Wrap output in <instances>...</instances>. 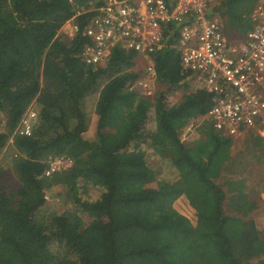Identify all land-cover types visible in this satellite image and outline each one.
<instances>
[{"label": "trees", "instance_id": "obj_1", "mask_svg": "<svg viewBox=\"0 0 264 264\" xmlns=\"http://www.w3.org/2000/svg\"><path fill=\"white\" fill-rule=\"evenodd\" d=\"M104 2L0 0V154L6 146L11 154L0 161V264H214L199 255L198 230L210 233L205 251L216 261L252 264L264 254V226L248 214L261 206L251 195L264 192L254 168L264 166V143L252 150L249 142L264 139L252 131L237 139L207 122L198 140L181 138L213 96L183 71L173 24L153 56L165 89L150 96L131 88L142 75L135 52L115 48L104 63L85 65L84 30ZM251 5L221 0L213 10L234 17ZM69 21L77 27L70 40L60 32ZM96 92L91 142L82 101ZM33 104L32 133L14 134ZM62 156L72 166L46 175L48 161ZM179 198L194 223L175 210ZM97 220L105 225H91Z\"/></svg>", "mask_w": 264, "mask_h": 264}, {"label": "built area", "instance_id": "obj_2", "mask_svg": "<svg viewBox=\"0 0 264 264\" xmlns=\"http://www.w3.org/2000/svg\"><path fill=\"white\" fill-rule=\"evenodd\" d=\"M220 1L105 0L92 10L94 15L85 27L89 44L83 49L82 61L102 64L115 48L135 52L146 66L131 88L150 96L157 78L153 56L163 47L165 26L173 24L183 71L196 89L213 96L212 107L197 122H207L214 131L231 137L241 135L243 129L264 136V0H252L251 29L237 46L228 44L219 18L212 16V5ZM69 23L70 40L77 27ZM37 111L30 105L14 134L29 136ZM48 164L46 175L65 172L72 161L62 156Z\"/></svg>", "mask_w": 264, "mask_h": 264}, {"label": "rangeland", "instance_id": "obj_3", "mask_svg": "<svg viewBox=\"0 0 264 264\" xmlns=\"http://www.w3.org/2000/svg\"><path fill=\"white\" fill-rule=\"evenodd\" d=\"M212 6H214V5H212ZM251 7H253V6L251 5ZM60 32L66 38L71 36L72 35L71 23L68 22L65 25H63V27L61 28ZM242 36H243V33H242ZM237 37L238 38H236L235 40H230V42H232L233 44H235V43L240 44L241 43L240 41L243 40V39H241V35H238ZM138 56L136 57L137 66H138V69L140 70V72L143 74V70H144V68L146 66V62H145V60H142V62H141L140 61V57H138ZM105 81H106V78H102L100 80L99 84L102 85ZM193 85H195V83H193ZM153 88H154V91L155 90H160V89H165L164 86H162L161 84L158 85L157 82H156V84H154ZM175 96L178 97V94L177 93L172 94L170 96V101H172ZM96 99H97V92L87 96L82 101V108H83V111H84L85 115L87 116V119H88V122H89L87 132L84 134V138L86 140H90L91 142L95 139L93 128H94V125H95L96 117L94 116V114H93L94 112L93 111H94V104L96 102ZM1 121H4L3 117L1 118ZM198 123L199 122H197V121H193L186 128H184L183 131L181 132V138L183 140H198L201 137V135L198 132V128H199L198 125H200L201 123H199V124ZM0 129H2V130L5 129L4 128V124L0 127ZM250 131L253 132L254 138H256V139L263 138L264 139V136H260V135L256 134L254 129H243L241 135L235 136L234 138H237V139L238 138H240V139L244 138L246 136L245 135L246 132H250ZM242 141H243V139L241 141H237V142L234 143V145H233V150L234 151L235 150H240L242 148V146H241ZM249 143H250V148L252 150H255V148H259L262 145V143H264V140H262V142H261V141L253 139ZM10 158H11L10 150L6 146L3 149V151L1 152V154H0V161L6 162ZM146 158H147V162H148V164H149V166L151 168H153L154 170H159L157 168V166L159 165V162H158L157 158L150 157V156H147ZM254 168H256V172L258 171L260 176L263 178L261 186H264V177H263V174H262V173H264V166H262V165L261 166H255L254 165ZM164 172H165V170H164ZM164 172H163V174H164ZM253 172H255V171H253ZM9 177L12 178L13 175L9 174ZM255 177H256V179L260 180V178L257 177L256 175H255ZM251 196H253L255 198V200L258 201L256 203H260L261 206H259L258 209L250 210L248 212V214H249V217L254 220V222L256 223V225L258 227V229L261 230L263 228V226H264V192L261 191L258 194H254V195H251ZM253 197H251V198H253ZM173 206H174V208H175V210L177 212H179L183 216L187 217L189 220H191L192 223L195 222L196 218H195V215H194V211L183 198L177 199ZM53 208L54 209L61 208V202L58 200V198L55 199V205H54ZM90 223H91V225H96V226H104L105 225L104 222L100 221V220L91 221ZM198 233L200 234V238H198V240L195 241L194 244L198 248L199 255L202 256V257H205V258L206 257L210 258L209 263L213 262L214 264H224V262L216 261L215 255L212 254V257H210L206 253V251L211 249V242H213L210 233H206L203 230H198ZM252 264H264V254H261L259 256L257 255L254 258Z\"/></svg>", "mask_w": 264, "mask_h": 264}, {"label": "crops", "instance_id": "obj_4", "mask_svg": "<svg viewBox=\"0 0 264 264\" xmlns=\"http://www.w3.org/2000/svg\"><path fill=\"white\" fill-rule=\"evenodd\" d=\"M213 7L214 6H212V9H211L212 10V16L219 18L222 33L224 34L228 44L230 46H237L238 45L237 43L233 44L232 42H230V40H235L236 38H238L237 37L238 35H241V39H243L240 41L241 42L240 44H242L243 41H245L246 36L251 29V22H250L249 17H248L249 14L248 15L238 14L237 16H234V17L227 15L225 17H222L218 14V12H216V11L214 12ZM242 33H243V36H242ZM138 57H140L141 62H142V60H145L141 56H138ZM189 81L191 83H194L193 80H189ZM193 87H194V89H196L195 85H193ZM256 134H258V133H256Z\"/></svg>", "mask_w": 264, "mask_h": 264}]
</instances>
